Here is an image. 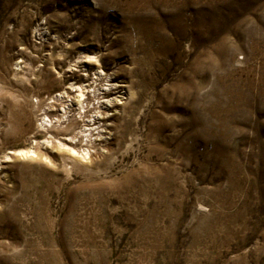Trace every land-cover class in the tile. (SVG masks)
Returning a JSON list of instances; mask_svg holds the SVG:
<instances>
[{
	"label": "rangeland",
	"instance_id": "374dc122",
	"mask_svg": "<svg viewBox=\"0 0 264 264\" xmlns=\"http://www.w3.org/2000/svg\"><path fill=\"white\" fill-rule=\"evenodd\" d=\"M0 264H264V0H0Z\"/></svg>",
	"mask_w": 264,
	"mask_h": 264
},
{
	"label": "bare ground",
	"instance_id": "6f19581e",
	"mask_svg": "<svg viewBox=\"0 0 264 264\" xmlns=\"http://www.w3.org/2000/svg\"><path fill=\"white\" fill-rule=\"evenodd\" d=\"M87 129H89V132L87 134H89V136L92 137V135L95 133V132H92V130L94 129V127L92 129L90 127L87 128ZM97 133H99V132H97ZM30 151H32V150H21V151H19V153H21L22 155H28Z\"/></svg>",
	"mask_w": 264,
	"mask_h": 264
}]
</instances>
